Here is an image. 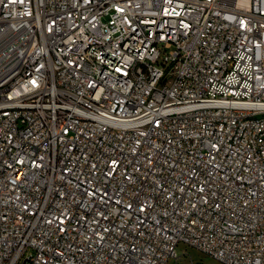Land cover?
<instances>
[{
    "label": "built area",
    "instance_id": "1",
    "mask_svg": "<svg viewBox=\"0 0 264 264\" xmlns=\"http://www.w3.org/2000/svg\"><path fill=\"white\" fill-rule=\"evenodd\" d=\"M179 244L264 264V0H0V264Z\"/></svg>",
    "mask_w": 264,
    "mask_h": 264
},
{
    "label": "rangeland",
    "instance_id": "2",
    "mask_svg": "<svg viewBox=\"0 0 264 264\" xmlns=\"http://www.w3.org/2000/svg\"><path fill=\"white\" fill-rule=\"evenodd\" d=\"M178 264H221L213 260L212 258L200 253L194 248L179 244L177 246ZM174 263V262H171Z\"/></svg>",
    "mask_w": 264,
    "mask_h": 264
}]
</instances>
